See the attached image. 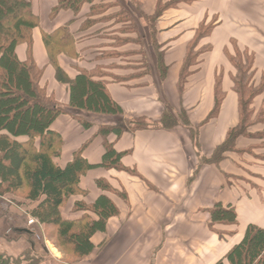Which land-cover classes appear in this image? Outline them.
Listing matches in <instances>:
<instances>
[{"label": "crops", "instance_id": "obj_1", "mask_svg": "<svg viewBox=\"0 0 264 264\" xmlns=\"http://www.w3.org/2000/svg\"><path fill=\"white\" fill-rule=\"evenodd\" d=\"M172 1L91 0L76 13L61 9L51 16L58 0H31L39 20L32 33V59L44 68L40 85L49 94L53 92L60 105L68 103V91L54 78L42 33L66 28L74 41V55L88 60L84 64L87 69L107 62L91 61L102 46L119 54L116 64L122 57L142 59L145 50L150 68L148 74L129 77L124 83L105 84L121 117L86 113L94 118L89 119L66 108V113L51 124L62 140L60 155L54 159L56 166L64 168L76 153L90 166L80 176L79 191L61 206L62 218L87 214L96 219L91 212L76 210L75 203L90 206L100 196L117 209L104 229L90 236V254L72 264H230L227 256L240 244L247 228L264 230V119L255 122L258 111L264 110V89L251 102L252 123L245 135L236 137L231 149L221 150L228 132L240 120L239 98L233 90L236 73L230 57L237 50L248 52L253 57L254 85L264 78V0H194L176 5ZM110 4H116L117 9L112 10ZM100 7L107 11L93 12ZM119 9L129 14L136 27V32L123 37L135 40L112 49L111 39L122 42V32L107 16ZM210 24L213 27L199 40L197 47L202 50L179 90L188 47L198 31ZM16 53L25 60L26 46L19 45ZM74 55L58 57L60 68L70 77L77 64ZM158 55L164 66L162 77ZM130 62L124 63L138 65ZM113 72L127 75L140 70L122 67ZM216 87L223 96L212 116ZM166 109L173 114L185 112L188 125L109 134L107 141L122 154L121 168L100 166L104 147L102 136L97 134L99 127L121 120L155 123ZM76 115L89 125L84 126ZM35 206L22 204L14 194L0 197V254L17 258L31 250L40 257L39 264H60L61 256L46 238L44 228L27 225L28 212ZM215 207L232 210L236 222L213 221Z\"/></svg>", "mask_w": 264, "mask_h": 264}, {"label": "trees", "instance_id": "obj_2", "mask_svg": "<svg viewBox=\"0 0 264 264\" xmlns=\"http://www.w3.org/2000/svg\"><path fill=\"white\" fill-rule=\"evenodd\" d=\"M89 1L91 0H58V5L52 10L51 16L61 9H70L76 13L84 2ZM191 1L194 0H173L172 4ZM104 11L105 9L101 10L100 7V10L93 12L102 14ZM157 12H161V9ZM107 17L114 24L121 22L111 15ZM119 18H124L126 22L124 25L133 24L134 32H136L135 24L125 10ZM38 26V16L32 9L31 0H0V197L16 194L22 190L26 191L25 199L36 204L28 212L29 216L44 228V232L51 230L46 238L58 250L78 260L90 254L93 249L90 236L97 230H103L106 220L114 216L117 209L108 198L100 196L90 206L82 202L75 203L76 210L91 212L96 215V219H92L87 214L75 219L62 218L61 206L68 195L79 191L80 176L90 166L80 153L74 154L64 168L56 166L54 159L60 155L62 140L60 135L50 127L56 117L66 113V108L121 117V110L109 98L105 84L107 82L124 83L133 76L113 72L116 69L122 70L120 65L126 60L122 57V62L116 64L119 54L114 50L102 49L103 46L97 48L91 61L107 62L87 69L84 64H87L88 60L74 55L72 46L74 41L66 28L48 34L42 33V43L48 52L49 63L56 71V77H58L56 80H65L69 85L68 103L56 104L52 94L40 85L44 68L38 67L32 59V33ZM212 27V24L202 27L195 41L188 47L178 81L179 90L184 87L192 65L196 63L202 50L197 47L199 40L208 35ZM119 31L122 32V43H126L129 39L123 36L130 33L128 34L125 28ZM116 39V37L111 39L114 40L112 49H115L114 46L118 41ZM138 41L139 36L137 43ZM21 44L26 46L25 60H20L16 53L17 47ZM49 51L54 55L53 60ZM63 53L77 56L75 59L77 64L72 68L75 71L73 77L59 66L58 57ZM229 60L236 73L233 79V90L239 98L240 120L238 126L228 132L222 151L231 149L234 139L245 135L248 125L252 123L251 102L264 89V78L259 84L254 85L252 55L237 50ZM108 61H111L110 64ZM157 61L159 76L162 77L164 66L159 55ZM79 63H82L81 66ZM137 67L140 75L136 76L148 74L150 68L144 55ZM120 74L122 76H119ZM222 96L223 92L216 87L212 116L217 113ZM123 123L98 128L97 134L102 136L104 147L100 166L104 168H121L119 160L122 154L116 152L112 144L107 141L106 137L109 134L120 136L124 131L150 127L170 128L177 124L188 125L185 112L173 114L168 109L155 123H148L144 119ZM211 216L213 221L227 224L236 222L233 211L222 207H215L211 211ZM27 254L28 258L36 257L39 259L38 262L40 261V257L33 251L27 250ZM22 257L23 261L27 259L26 264L32 263L31 259H25L24 256L11 258L0 255V264H21L18 261L21 262ZM227 260L230 264H264V230L249 226L240 244L228 254Z\"/></svg>", "mask_w": 264, "mask_h": 264}, {"label": "rangeland", "instance_id": "obj_3", "mask_svg": "<svg viewBox=\"0 0 264 264\" xmlns=\"http://www.w3.org/2000/svg\"><path fill=\"white\" fill-rule=\"evenodd\" d=\"M116 5V4H115ZM113 6L112 4H110V8L113 10V9H117V6ZM105 11H107L106 9H105ZM122 12H123V10H121V9H119L116 13H113V14H110L111 15V17H113L114 19H119L121 22H120V28L121 29H126V31L128 32V34L130 33V35L134 32V26H133V24L132 25H124V23H126L125 22V20H124V18H119V16H121V14H122ZM110 17V18H111ZM132 26V27H131ZM129 39H132V40H135L133 37L132 38H129ZM120 44H122V42H120L119 40L117 41V43H116V47L118 46V45H120ZM144 44H146V43H144ZM147 45V44H146ZM145 48H147V49H149L147 46H145ZM63 52H66V50H64V49H61ZM49 53H50V51H49ZM54 53H56V49H54ZM145 53H146V51L144 50L143 51V54L145 55ZM51 55L53 54V53H50ZM67 54V56H71V53H66ZM147 54H149V51L147 52ZM51 57H53L52 58V60L54 59V55H52ZM74 59H76V58H74ZM116 60H119V59H116ZM140 58H138V59H133V58H127L126 59V61L127 62H129V61H131V62H133V61H135V62H140ZM120 62H122V60H120ZM125 61H123L122 62V67L123 68H128V67H130V68H138L137 67V65H135V64H131V65H125V63H124ZM130 62V63H131ZM134 63V62H133ZM53 67V66H52ZM54 68V67H53ZM125 74V73H124ZM123 74V75H124ZM129 73H127V75H128ZM116 75H118V74H116ZM135 75H140V74H134V73H131V74H129L128 76H135ZM112 76V75H111ZM119 76H122V74H120ZM42 77H43V74H42ZM42 77H41V79H40V84H42ZM112 77H114V76H112ZM54 78H55V80H56V78H58V77H56V71H55V69H54ZM56 82H58L59 84H61L62 86H63V90H65V91H68V89H69V85H68V83H67V81H65V80H56ZM47 91V90H46ZM51 94H52V96H53V99H54V101H56V99H55V96H54V93L53 92H51ZM56 104H58L59 105V103H57L56 102ZM90 105V104H89ZM91 106V105H90ZM89 106V107H90ZM71 112L73 113V114H79V112L81 113H83V114H86V113H88V114H92V115H99L98 113H92V112H88V111H84V110H71ZM259 113H257V115H258V118H257V120L255 121V122H259V121H261L262 119H264V111H262V110H260V111H258ZM81 115V114H80ZM87 115V114H86ZM87 117L89 118V119H94L93 118V116H88L87 115ZM76 118H78L80 121H82L84 124H85V126H88L89 124L87 123V121L86 122H84L83 120H81L82 118H81V116H78V115H76ZM122 120L121 121H116V124L115 125H122ZM124 124V123H123ZM25 193H26V191H24V190H22V191H20V192H18V193H16V194H14V197H16V198H19L20 200H21V203L22 204H30V205H32L33 203H31V202H29V201H27L26 199H25ZM70 196L71 195H68L67 196V199L68 198H70ZM51 232V230L50 229H48V230H46L45 232H44V234H45V236L47 235V234H49ZM51 244H52V242H50ZM53 245V244H52ZM54 246V245H53ZM54 248H56L55 246H54ZM57 249V248H56ZM57 251H58V253L60 254V259H59V261H60V264H72L74 261H76L75 260V258L73 257V256H71L70 254H68V253H63V252H61L60 250H58L57 249ZM0 255H4L5 257H7V254H0ZM21 256H24V258L26 259V258H28L29 257V255L27 254V251L26 252H24ZM28 256V257H27ZM38 258V257H37ZM28 259H31L32 261V263L31 264H39V262H38V260L39 259H36V257H33V258H28ZM24 259H23V257H22V259H21V262L20 261H18L19 263H21V264H26V262H28L27 261V259H26V261H23ZM28 264H30V262L28 263Z\"/></svg>", "mask_w": 264, "mask_h": 264}, {"label": "built area", "instance_id": "obj_4", "mask_svg": "<svg viewBox=\"0 0 264 264\" xmlns=\"http://www.w3.org/2000/svg\"><path fill=\"white\" fill-rule=\"evenodd\" d=\"M35 224H37L36 220L31 217H28L27 225L30 227V226H34Z\"/></svg>", "mask_w": 264, "mask_h": 264}]
</instances>
